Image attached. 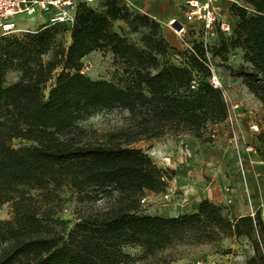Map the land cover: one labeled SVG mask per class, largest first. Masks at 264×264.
I'll return each instance as SVG.
<instances>
[{"label":"trees","instance_id":"trees-1","mask_svg":"<svg viewBox=\"0 0 264 264\" xmlns=\"http://www.w3.org/2000/svg\"><path fill=\"white\" fill-rule=\"evenodd\" d=\"M236 1L229 8L233 36L219 35L210 53L215 58L241 50L252 70L227 67L228 75L243 79L264 104V0ZM118 22L139 43L116 32ZM193 50L172 47L158 20L124 0L79 3L72 25L1 37L0 208L9 204L12 219L0 220V264H136L126 246L143 247L146 264H172L160 254L174 245L222 238L248 240L254 255L247 264H264L260 212L231 218L208 200L196 213L172 218L140 211L147 192L167 191L171 173L135 145L169 136L205 140L209 127L228 118L223 92L209 84L204 47L194 42ZM103 51L122 71L117 83L84 73V60ZM173 51L182 64L172 62ZM11 74L18 81L7 85ZM194 76L196 91L190 87ZM113 110L127 114L119 129L99 132L82 124ZM16 140L30 145L16 148ZM66 191L83 204L70 232L61 219ZM92 191L103 194L107 207L93 204Z\"/></svg>","mask_w":264,"mask_h":264},{"label":"crops","instance_id":"crops-1","mask_svg":"<svg viewBox=\"0 0 264 264\" xmlns=\"http://www.w3.org/2000/svg\"><path fill=\"white\" fill-rule=\"evenodd\" d=\"M124 1L132 3L135 9L157 20L158 17L164 16L167 23L175 18L166 12L158 11L162 7L167 10V6L171 5L170 0H163V4H159L161 0ZM156 2L159 4L157 7L155 6ZM160 5L161 7H159ZM163 30L166 37L165 29L163 28ZM166 39L168 40L167 37ZM175 48L179 47L175 46ZM95 54L96 52L92 53L85 60H89ZM223 80L232 95L238 93L237 100L234 102L240 103L242 109L235 112L237 129L252 144L253 139H258L257 136L261 131L264 104L257 98L253 101L246 96L244 88L231 87L237 83H230L225 77ZM258 143L256 141V144ZM148 144L150 146L146 153L159 168H167L165 159L170 160L168 169L171 173V181L169 187L178 193L174 203L163 206L148 205L150 207L145 212L148 215L172 218L196 213L199 205L208 200L223 206L231 218H239L255 215L249 204L250 199H253L255 207L259 202L264 201V158L254 157V161H252V155H246L245 166L249 174V191V188L244 187L245 182L243 183L244 180L240 175V168L231 145L230 131L226 122L209 127L205 140L183 135L169 136L161 141ZM251 162L258 164L259 178L255 177ZM147 194L158 196L152 192H147ZM229 199H232L230 205L227 204ZM260 213L264 219L263 205Z\"/></svg>","mask_w":264,"mask_h":264},{"label":"rangeland","instance_id":"rangeland-1","mask_svg":"<svg viewBox=\"0 0 264 264\" xmlns=\"http://www.w3.org/2000/svg\"><path fill=\"white\" fill-rule=\"evenodd\" d=\"M171 5L167 6V10H164L163 7L159 9L158 11H162V13L166 12L170 16H173L175 18H178L179 20H184L185 15V2L186 0H170ZM163 4V0L159 1V4ZM225 9H227L228 6H231L233 4V0H225L224 2ZM158 2L155 3V6L159 5ZM103 6L99 7V11H104ZM161 7V5L159 6ZM165 17H158V21L161 23L162 28L165 29L166 37L168 38V42L172 47L175 48V46H178L179 48H176L178 51L182 53L188 52V48L186 46H181L178 40V37L168 28V22H165ZM19 27L22 30L25 31H31L35 32L42 28V24L36 20V18H19ZM115 31L127 35L133 42L139 43V39L135 35H130L127 28H124V24L122 23H116L115 24ZM164 33V30H163ZM23 33H17L15 35H24ZM14 35V34H13ZM11 36V35H10ZM1 39V37H0ZM68 44H71L70 37L68 35L67 37ZM192 42H195L194 40H191ZM217 41V40H216ZM214 42V45L217 42ZM191 44V43H189ZM214 62L218 68L219 75L222 79L224 77L230 82V83H237L236 85H232L231 87H242L244 88V91L246 93V96L251 98L253 101L256 98L245 86L243 79H235L231 78L228 75L227 67H231L235 70L241 69L243 67H247L249 70H252L251 66L247 64L243 59V52L241 50H233L228 53V55H217L214 56ZM172 62L180 65L183 63V59L178 57L177 53L175 51L172 52ZM84 66L86 68L85 75L89 77L92 80L96 81H110L117 83L122 75V71L120 67L114 62L113 55L109 54L108 52H96L95 56L90 58L89 60L84 61ZM18 81V76L15 74H11L8 76L7 79V85H11ZM55 80H53L49 85L48 89L46 91V95H49L50 87L54 85ZM229 94L231 96L232 101L237 100L238 93H235L232 95V93L229 91ZM235 98V99H234ZM236 103V102H235ZM239 110L242 109L241 104ZM238 110V111H239ZM244 111V110H243ZM262 116H263V124L260 126L261 131L259 135L257 136V140L253 139L252 144L249 142L248 138H246V144L253 147L256 151V155H250L251 160L254 161V157H262L264 158V109L262 108ZM127 114L125 112H122L120 110H113V111H101L90 118H88L86 121H84L82 124L87 127H92L99 132H108L111 130H116L121 128L126 119ZM240 135H242L239 132ZM248 141V142H247ZM256 141L259 143L256 144ZM249 143V144H248ZM30 144L22 141V140H16L13 142V146L16 148H20L22 146H28ZM149 144L142 142L137 145H135V148L142 149L144 152H147L149 150ZM154 158H156L154 156ZM254 167V175L255 177L259 178L260 170L258 164L255 163L252 164ZM168 167V165L166 166ZM241 175V171H240ZM242 177V175H241ZM245 185L247 188H249L250 191V183H249V174L248 170L245 166ZM243 179V178H242ZM243 181V180H242ZM244 183V181H243ZM246 189V188H245ZM93 195L97 197L93 204L96 205L98 209H102L107 207L108 200L103 198V194L98 191H92ZM178 196V193L175 192V199L173 202L176 201V197ZM146 198H148V204L141 207V213L146 214L147 208L150 206L148 205H167L168 202H165L163 194H158V196H150L148 194L145 195ZM62 199L64 200V210L67 212H64L62 214V223L66 227V229L70 232L72 231L76 224L78 223V211L83 207V204H80L78 199L79 196L72 191H66ZM232 201V199H231ZM90 205V203H88ZM87 203L84 204V206L88 205ZM92 204V203H91ZM250 207L252 209L253 214L261 211V206H264V201L257 205V207L254 206L253 199H250ZM263 218V217H262ZM12 219V209L9 204L3 206L0 208V220L8 221ZM124 252L133 258L136 259V264H146L149 259H146V253L145 249L140 246H126L124 247ZM254 255L253 248L248 240L246 239H225L222 238L219 242L211 245H188V244H176L172 248H169L165 251H163L160 254V257H163L169 261L172 262V264H247L248 260Z\"/></svg>","mask_w":264,"mask_h":264},{"label":"built area","instance_id":"built-area-1","mask_svg":"<svg viewBox=\"0 0 264 264\" xmlns=\"http://www.w3.org/2000/svg\"><path fill=\"white\" fill-rule=\"evenodd\" d=\"M100 0H0V37L17 33H27L19 27V18H36L42 25L54 26L57 24L72 25L75 21V12L79 3L96 6ZM225 0H186L184 20L174 18L168 22V28L178 37L181 46H186L188 51L195 53L191 40L202 44L206 51L203 64L210 72L209 84L223 92L224 100L228 106V118L226 123L230 131V141L233 147L242 178L245 182L246 155H256L257 151L246 144V139L239 134L236 125L235 112L240 105L233 102L224 80L218 72L214 58L210 53L214 42L219 35L226 39L234 34L235 22L232 19L229 8L225 9ZM135 8L132 3L127 2ZM233 3H238L233 0ZM249 10V9H248ZM157 20L156 18H154ZM191 43V44H189ZM86 68L84 66V73ZM191 90L199 88V80L194 76L191 82ZM168 167L170 160L165 159ZM252 163V162H251ZM254 164V163H252ZM168 167L166 169H168ZM165 202L171 203L175 199V192L169 187L163 193ZM232 203L231 199L227 204ZM142 206L148 204V198L141 201ZM201 264V263H197Z\"/></svg>","mask_w":264,"mask_h":264}]
</instances>
